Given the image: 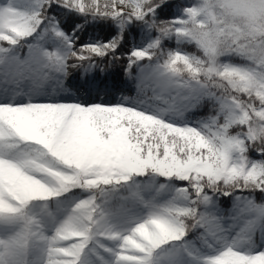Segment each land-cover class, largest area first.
I'll return each instance as SVG.
<instances>
[{"label":"snow or ice","instance_id":"6c2138e0","mask_svg":"<svg viewBox=\"0 0 264 264\" xmlns=\"http://www.w3.org/2000/svg\"><path fill=\"white\" fill-rule=\"evenodd\" d=\"M0 264H264V0H0Z\"/></svg>","mask_w":264,"mask_h":264}]
</instances>
